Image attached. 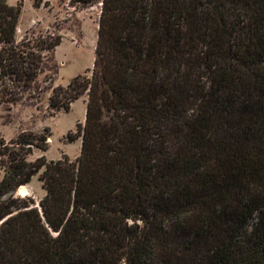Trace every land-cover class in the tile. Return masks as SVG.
Returning <instances> with one entry per match:
<instances>
[{
  "label": "trees",
  "instance_id": "16d2710c",
  "mask_svg": "<svg viewBox=\"0 0 264 264\" xmlns=\"http://www.w3.org/2000/svg\"><path fill=\"white\" fill-rule=\"evenodd\" d=\"M96 3L91 76L49 98L87 97L80 156L0 139V264H264V0H70ZM22 7L0 0V107L63 41L17 42ZM40 172L41 210L16 196Z\"/></svg>",
  "mask_w": 264,
  "mask_h": 264
},
{
  "label": "rangeland",
  "instance_id": "374dc122",
  "mask_svg": "<svg viewBox=\"0 0 264 264\" xmlns=\"http://www.w3.org/2000/svg\"><path fill=\"white\" fill-rule=\"evenodd\" d=\"M20 1L23 7L17 42L27 35L47 34H60L63 41L54 50L43 54V73L23 94L22 100L13 106L0 107V139L5 140L10 152L13 149L10 143L21 133L39 135L49 129L48 151L33 149L28 160L33 162L45 156L48 161H57L67 155L74 161L80 156L82 140L70 142L68 135L76 132L77 124L84 125L87 97L75 101L69 112L61 110L54 115L49 109V98L56 87H66L74 77L91 76L96 59L101 4L82 8L70 5V0H8V3L16 6ZM41 174L34 176L26 185L25 195L16 192V196L33 199L40 210V202L46 195L39 181ZM3 176L4 171L0 167V182Z\"/></svg>",
  "mask_w": 264,
  "mask_h": 264
},
{
  "label": "crops",
  "instance_id": "0c3cea01",
  "mask_svg": "<svg viewBox=\"0 0 264 264\" xmlns=\"http://www.w3.org/2000/svg\"><path fill=\"white\" fill-rule=\"evenodd\" d=\"M74 104V103H73ZM29 185V184H28Z\"/></svg>",
  "mask_w": 264,
  "mask_h": 264
}]
</instances>
